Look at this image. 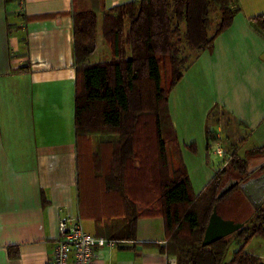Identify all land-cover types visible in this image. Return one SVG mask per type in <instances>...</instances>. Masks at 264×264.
I'll use <instances>...</instances> for the list:
<instances>
[{
	"label": "crops",
	"instance_id": "crops-1",
	"mask_svg": "<svg viewBox=\"0 0 264 264\" xmlns=\"http://www.w3.org/2000/svg\"><path fill=\"white\" fill-rule=\"evenodd\" d=\"M139 1L0 0V264H50L68 217H80L86 233L108 239L92 217L80 215L94 204L87 183L83 200L78 189L73 11L78 2L83 9L95 4L97 52L89 63L98 64L112 58L104 12ZM238 2L232 26L169 96L196 196L227 166L216 154L219 145L241 158L264 146V35L250 23L264 14V0ZM117 139L95 135L89 153ZM125 233L116 247L96 252L95 264H168L170 257L155 247L166 244L161 217L140 219L136 240Z\"/></svg>",
	"mask_w": 264,
	"mask_h": 264
},
{
	"label": "trees",
	"instance_id": "trees-1",
	"mask_svg": "<svg viewBox=\"0 0 264 264\" xmlns=\"http://www.w3.org/2000/svg\"><path fill=\"white\" fill-rule=\"evenodd\" d=\"M75 4L78 189L83 200L87 183L94 204L89 210L81 208L80 215L92 217L105 237L119 242L124 232L122 237L136 240L140 219L161 217L166 244L155 247L177 264H264L246 251L253 238L264 241V206L252 209L249 216L239 210L244 218L238 220L220 210L236 192L242 193L239 186L217 199L229 172L227 166L231 164L241 176L238 180L245 182L248 162L235 153L196 196L169 111L172 89L232 26L241 12L238 0H141L104 12L103 38L112 58L98 64L89 63L97 52L98 11L94 2L91 9ZM213 16L218 20L214 32ZM250 23L264 35V14L251 18ZM166 66L168 82H164ZM95 135L118 139L90 154L87 138ZM85 143L88 152L82 151ZM258 149L264 151V146ZM191 150L195 152V146ZM227 206L235 208L233 203ZM215 207L224 219L247 223L233 241L225 238L203 247ZM233 245L238 249L231 253Z\"/></svg>",
	"mask_w": 264,
	"mask_h": 264
},
{
	"label": "built area",
	"instance_id": "built-area-1",
	"mask_svg": "<svg viewBox=\"0 0 264 264\" xmlns=\"http://www.w3.org/2000/svg\"><path fill=\"white\" fill-rule=\"evenodd\" d=\"M217 154L226 155L227 150L218 148ZM60 236L50 264H95V254L104 248H114L119 241L96 237L86 233L80 217H68L61 220ZM168 264H177L169 259Z\"/></svg>",
	"mask_w": 264,
	"mask_h": 264
},
{
	"label": "rangeland",
	"instance_id": "rangeland-1",
	"mask_svg": "<svg viewBox=\"0 0 264 264\" xmlns=\"http://www.w3.org/2000/svg\"><path fill=\"white\" fill-rule=\"evenodd\" d=\"M84 0H81V3L83 4ZM85 3V2H84ZM84 5V4H83ZM213 18V25L211 27L212 32H214V30L217 28L218 25V20L215 19V16L212 17ZM191 52H188L187 54L192 57L193 53H191L192 55H190ZM97 58V57H96ZM97 60V59H96ZM163 73H164V82L169 80L170 78V74H169V69L168 67H164L163 69ZM93 136H90L89 138H87L88 141H90V145H91V138ZM87 141V143H88ZM87 143L83 144L84 148H83V152L86 150L88 152V148H87ZM218 148L223 149L220 145L218 146ZM217 148V149H218ZM99 153V152H98ZM230 151H228V153H226V155L223 153V158H225V162L228 164V162H230L232 155H230ZM217 154V151H216ZM253 155V156H252ZM89 156V155H88ZM90 158V156L88 157ZM241 158V157H240ZM242 159H245L248 162V173H246V176L244 179L250 180L252 178L255 177H259L260 175L264 174V151L261 150H256V149H250L246 156ZM88 161V160H87ZM87 161H85L87 163ZM175 166H177V164H174ZM231 165V164H230ZM228 165V173L226 174V176L224 177V181H223V186L226 185L227 182H229L230 180H238L241 179V176L238 175V173L230 166ZM87 167V165H86ZM85 169V164L83 161H81V170L84 171ZM246 197L244 196L243 193L240 192H236L231 199L225 204V208L222 207V209L220 210L221 212H223L226 217H237L238 220H243L244 216H249L252 213V209L255 210V208L247 203L246 201ZM229 203H233V207L235 206L234 209H231L230 207L228 208L227 205H229ZM241 209L245 210V214L244 216L240 215L242 212L239 211ZM230 240H234L235 238V234L227 237ZM238 248L237 246L233 245L230 252H234L236 251ZM246 251L254 256L259 257L262 262L264 263V241L261 238H253L250 243L247 246ZM170 259H175V258H170ZM177 262V260H176Z\"/></svg>",
	"mask_w": 264,
	"mask_h": 264
},
{
	"label": "water",
	"instance_id": "water-1",
	"mask_svg": "<svg viewBox=\"0 0 264 264\" xmlns=\"http://www.w3.org/2000/svg\"><path fill=\"white\" fill-rule=\"evenodd\" d=\"M236 186H239L240 190L255 210H259L264 206V174L257 178H252L247 182L230 180L221 188L217 195V199L225 196ZM246 223L247 222L239 223L233 220L224 219L218 213L217 207H215L203 239V247H208L211 244L239 232L245 227Z\"/></svg>",
	"mask_w": 264,
	"mask_h": 264
},
{
	"label": "flooded vegetation",
	"instance_id": "flooded-vegetation-1",
	"mask_svg": "<svg viewBox=\"0 0 264 264\" xmlns=\"http://www.w3.org/2000/svg\"><path fill=\"white\" fill-rule=\"evenodd\" d=\"M255 178H257V177H255ZM247 181H249V180H247ZM247 181H245V182H247Z\"/></svg>",
	"mask_w": 264,
	"mask_h": 264
}]
</instances>
